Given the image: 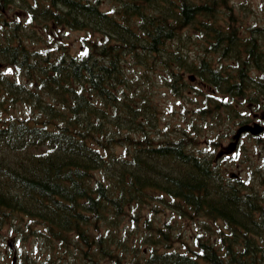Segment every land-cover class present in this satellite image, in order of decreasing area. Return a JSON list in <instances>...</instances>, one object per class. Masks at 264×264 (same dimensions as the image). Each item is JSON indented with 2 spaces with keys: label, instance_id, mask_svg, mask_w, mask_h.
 <instances>
[{
  "label": "trees",
  "instance_id": "16d2710c",
  "mask_svg": "<svg viewBox=\"0 0 264 264\" xmlns=\"http://www.w3.org/2000/svg\"><path fill=\"white\" fill-rule=\"evenodd\" d=\"M114 1L0 0V61L26 80L1 69L0 106L28 109L0 116V234L25 221L40 242L42 258L20 264H264V168L259 181L223 176L191 141L213 110H264V23L244 25L234 0ZM15 3L23 14L7 18ZM53 25L84 28L85 51L30 44ZM190 73L233 100L199 94ZM156 81L207 103L160 129ZM150 202L173 219L142 215ZM178 218L196 231L178 232Z\"/></svg>",
  "mask_w": 264,
  "mask_h": 264
},
{
  "label": "rangeland",
  "instance_id": "374dc122",
  "mask_svg": "<svg viewBox=\"0 0 264 264\" xmlns=\"http://www.w3.org/2000/svg\"><path fill=\"white\" fill-rule=\"evenodd\" d=\"M114 0H98V3L101 8H106L109 10H112L114 8ZM235 7H236V12H239V17L242 21H244V25H261L264 23V0H234ZM6 12V17L7 18H19L23 13L18 9V4H12V7L10 10L5 11ZM61 29H63L61 31ZM187 32V31H186ZM186 32L184 33V41L186 42V47L184 49L185 52H189L191 57H196V51L201 52L200 48L193 47L190 45V40L186 39ZM58 33V34H57ZM57 36L58 41L62 42L63 45H67L69 52L71 54H77L80 53L79 49H83L84 47V42L81 39V37H86L88 35L87 32L79 30V29H72V28H60L59 31H57V28L52 27L50 29H46L44 31L40 32L39 36H36L35 40L36 42H32L30 44L40 47L43 45L46 41L52 42ZM99 35L96 32L92 33L93 39H95ZM91 37V36H90ZM29 44V45H30ZM214 57V58H213ZM213 60H217L218 58V53H213L212 54ZM151 76L154 74L151 73ZM196 85V88L199 87L201 89L207 90V88L198 82L194 83ZM155 93H154V98H155V103L157 108H162L165 109L164 111V119H162L161 125H163L165 122L169 124H173L177 121L179 118L180 112L179 108L181 106L182 100H186L188 98V104L191 103V105L196 104L197 102H200L201 97H194L193 92L188 93V89H182L183 93H181L179 97L172 95L166 87L160 86L158 84V81L155 82L154 85ZM210 99V98H209ZM243 108V104L240 105V111L246 112L245 109ZM183 109V108H182ZM217 112V113H215ZM222 112L213 110L214 116H217L221 114ZM9 114H15L18 116H24L28 114L27 108L24 106V104L20 101H15L12 103H8L6 101H3L1 106H0V116H7ZM185 115L182 113V120H179V124H184L183 123V117ZM225 122H228V119H225ZM217 124L213 125L211 120H208L204 124H201L202 128L199 129L200 132V140L201 143L200 145L203 147H208L209 142H210V136H216L220 135V139L223 140V142H227V139H224V131L231 129V127L227 128L226 124H223V121L220 119H217ZM229 125V124H227ZM182 127V126H181ZM156 132H158V120L156 122ZM210 134V136L208 135ZM208 143V144H206ZM252 143H255V140H251L249 138H246L243 140L242 148L238 151L236 155H234L231 159L230 162L232 165L228 163V161H223L221 163V170H228L233 168L234 173L236 171H240L241 175L244 176L251 170H257V172H260L257 166L264 168V150L262 149L263 146H259V150H255V148L252 146ZM257 151V152H256ZM249 152L250 157L245 158L244 155L245 153ZM223 159V158H222ZM222 159L220 161H222ZM230 166V167H229ZM244 168V169H243ZM262 170V169H261ZM251 177H256L250 176ZM257 181L260 180L259 177L254 178ZM142 215H148L154 220V223H158V221H164V220H171L173 219L174 216L171 215V211L167 208H165L163 205H156V203L150 202V203H145L143 204V209H142ZM177 223V231L182 232V233H190V231H196L194 229L195 222L179 219L176 221ZM30 224L33 225L30 221ZM21 228H18V230L15 232L17 233V237L15 238L14 244L16 246L18 254L24 253L27 254L28 256L33 257L35 260H39L42 258L44 254V249L40 246V242L35 239V237L27 233L25 227V221H23L20 225ZM23 228V229H22ZM14 232H11V234ZM7 244L5 240L3 239L2 236H0V261L4 262L5 264H10V250L7 248ZM10 252V253H9ZM5 257L3 258V256ZM21 260H18V264H20Z\"/></svg>",
  "mask_w": 264,
  "mask_h": 264
},
{
  "label": "water",
  "instance_id": "95a60500",
  "mask_svg": "<svg viewBox=\"0 0 264 264\" xmlns=\"http://www.w3.org/2000/svg\"><path fill=\"white\" fill-rule=\"evenodd\" d=\"M250 126H243V127H241L239 130H238V133L236 134V136L235 137H237L238 136V134L242 131V130H244V129H248ZM261 129L260 128H251V131H253L254 133H257V132H259ZM14 263V258H13V260H12V262H11V264H13Z\"/></svg>",
  "mask_w": 264,
  "mask_h": 264
}]
</instances>
